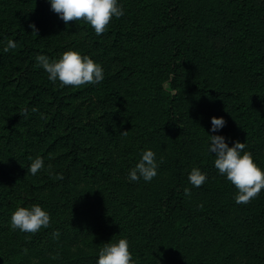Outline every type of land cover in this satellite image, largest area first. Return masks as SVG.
<instances>
[{"label": "trees", "instance_id": "1", "mask_svg": "<svg viewBox=\"0 0 264 264\" xmlns=\"http://www.w3.org/2000/svg\"><path fill=\"white\" fill-rule=\"evenodd\" d=\"M119 3L125 15L97 36L47 0H0V264H95L119 238L136 264H264V190L236 204L206 151L210 117H223L219 134L264 169V0ZM68 49L105 79L59 87L34 66ZM144 149L162 158L158 174L129 182ZM36 156L52 175L27 172ZM193 167L208 177L198 188ZM34 203L51 226L13 231L10 212Z\"/></svg>", "mask_w": 264, "mask_h": 264}, {"label": "clouds", "instance_id": "2", "mask_svg": "<svg viewBox=\"0 0 264 264\" xmlns=\"http://www.w3.org/2000/svg\"><path fill=\"white\" fill-rule=\"evenodd\" d=\"M50 9L65 24L70 21H83L88 24L97 36L105 33L113 19H119L125 15V9L119 0H47ZM36 32L35 25H30ZM16 47L15 42L8 41L4 51L7 52ZM35 67L43 69L47 79L53 85L59 87L71 86L82 87L86 85H98L104 79L102 65L94 61L90 56L81 54L77 50L68 49L60 54L58 58H50L44 54L35 56ZM35 112L37 109L32 108ZM28 109L24 110L27 116ZM226 121L223 117L211 116L208 139L206 142L207 153L213 155L214 167L218 174L224 177L236 189L234 201L236 204H247L259 196L264 190V169H261L253 160L246 144L234 141L231 146L226 138L219 134ZM126 133V131H124ZM27 172L35 176L41 170L53 174L51 165H45L41 156L29 157ZM162 158L157 159V154L151 149H144L139 153V159L128 170L126 179L129 182L145 183L151 182L158 174V168ZM56 179H63L57 175ZM188 182L193 187H200L206 183L207 174L200 168L193 167L188 172ZM185 196L192 195L191 189H184ZM51 226L49 212L40 204L34 203L29 206H16L9 215V227L13 231L35 234L41 229ZM59 229H55L51 235L53 239L60 237ZM32 264H38L33 260ZM95 264H136L129 250L127 238L109 240L103 244L97 252Z\"/></svg>", "mask_w": 264, "mask_h": 264}]
</instances>
